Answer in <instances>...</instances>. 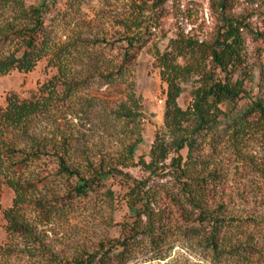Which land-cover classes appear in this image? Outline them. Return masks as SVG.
<instances>
[{"label":"trees","instance_id":"trees-1","mask_svg":"<svg viewBox=\"0 0 264 264\" xmlns=\"http://www.w3.org/2000/svg\"><path fill=\"white\" fill-rule=\"evenodd\" d=\"M82 1L39 0L32 5L25 0H2L0 4L6 14L12 12L0 25V76L15 70L31 72L42 60H48V65L57 69V74L41 86L38 94L30 99L9 95L6 108H0V136L11 133L26 142L23 148L16 143L0 144V178L5 179L16 195L13 206L4 211V218L10 237L26 242L21 252L27 262L194 264L192 260L196 259L195 264H262L263 248L258 232L261 223L234 210L217 160L221 149L240 150L252 138L264 135V79L256 95L246 90L257 66L247 50L243 29L246 25L239 20L227 22L212 45L178 39L170 51L158 52L157 59L168 86L165 125L154 142L150 163L143 159L141 162L153 175L173 177L179 189L171 194L160 188L148 189L147 182L136 181L103 160L98 166L90 158L86 167L74 165L69 161L73 146L69 138L52 142L32 133L41 118L65 108L80 89L88 86L89 77L75 68V43L69 40L60 44L55 28L68 24L71 12ZM134 26L140 25L134 23ZM248 32L262 43L257 52L264 53V31L250 28ZM123 41L127 50L119 63L111 65L113 71L105 76L109 82L125 76L132 62L130 51L142 46L135 36L124 37ZM179 59L188 63L183 65ZM192 77H196L197 86L192 91L191 104L184 109L178 103L183 92L180 82ZM129 102L131 106L127 103L120 106L117 116L137 128L140 101L131 96ZM137 135V140L127 147L125 160L134 157L142 142L138 130ZM185 149L186 157L181 154ZM52 150L58 160V173L66 176L73 186L67 196L93 194L105 186L104 181L116 180L118 174L123 176L128 189L127 205L137 216L133 225L126 227L127 237L123 241H109L94 251L73 257H63L43 245L37 230L24 218L22 207L32 204L45 216L57 213L58 207L46 198L34 199L32 186L26 185L20 174ZM171 151L175 156L165 168ZM107 195L113 202L114 194L109 190ZM53 201L62 202L63 197L55 195ZM178 239L198 247L175 250L170 244ZM15 255L14 247L1 246L0 264H11Z\"/></svg>","mask_w":264,"mask_h":264},{"label":"rangeland","instance_id":"rangeland-1","mask_svg":"<svg viewBox=\"0 0 264 264\" xmlns=\"http://www.w3.org/2000/svg\"><path fill=\"white\" fill-rule=\"evenodd\" d=\"M25 1L32 5L39 2ZM222 1L83 0L71 12L69 23L55 28L60 44L69 40L71 44L75 43V68L79 74L89 77L88 86L80 89L65 108L41 118L32 133L52 142L69 138L73 143L69 161L74 165L86 167L87 158H90L98 166L103 160L132 179L147 182L148 189L160 188L176 194L179 185L172 176L153 175L141 162L143 159L150 163L154 142L163 133L165 125L168 86L157 59L158 52L170 51L178 39L212 45L221 36L227 22L239 20L246 25L243 29L247 50L257 62L246 90L256 95L258 85L264 79V53L257 52L262 43L255 41L248 32L250 28L264 31V0H224V5ZM11 15V11L6 14L0 6V25ZM134 23L140 26L136 27ZM127 36L137 37L142 46L130 51L132 62L127 66L125 76L109 82L105 76L113 71L111 65L123 58L127 50L123 38ZM179 62L183 65L188 63L182 59ZM56 74L57 69L49 66L48 60H42L31 72L15 70L0 76V108H6L7 98L12 94L21 99L32 98ZM180 83L183 92L178 103L186 109L197 86L196 77L182 79ZM131 96L141 105L137 128L117 116L122 104L131 106ZM262 97L264 100V87ZM137 130L142 142L134 157L125 160L127 147L137 140ZM167 140L170 141L169 138ZM3 142L16 143L20 148L26 145L11 133L0 136V144ZM181 154L186 157L187 150ZM174 156L171 151L165 168ZM217 160L234 210L247 217H255L261 223L258 232L264 264V135L252 138L240 150L233 147L221 149ZM121 162L127 164L118 166ZM58 169V160L52 150L20 174L23 182L32 186L34 199L46 198L58 207V212L49 216L36 210L32 204L22 207L24 218L37 230L43 245L63 257H73L84 251H94L109 241H123L127 237L126 227L132 226L137 217L127 205L125 195L128 189L123 176L118 174V180L104 181L105 186L93 194L67 196L73 186L66 176L58 173ZM109 190L114 194L113 202L108 198ZM55 195L63 197V201H53ZM15 196L14 190L1 177L0 247L15 248L16 255L11 264H32L21 252L26 242L21 238H11L7 232L4 211L13 206ZM170 247L177 250L198 246L178 239ZM192 261L194 264L197 262L196 259Z\"/></svg>","mask_w":264,"mask_h":264}]
</instances>
